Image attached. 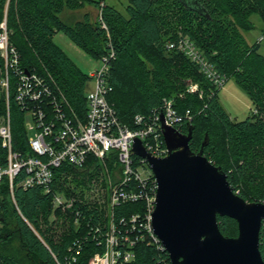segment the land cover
Segmentation results:
<instances>
[{"label": "trees", "instance_id": "1", "mask_svg": "<svg viewBox=\"0 0 264 264\" xmlns=\"http://www.w3.org/2000/svg\"><path fill=\"white\" fill-rule=\"evenodd\" d=\"M88 4L99 8L101 0H0V35L6 30L9 45L19 54L20 67L43 77L81 118L86 114L90 77L55 42L54 35L64 31L98 59L112 50L115 56L109 79L113 88L108 100L120 121L135 129L139 126L136 116L148 119L165 98H173L185 120L182 132L193 126L191 149L197 153L203 148L208 160L227 174L234 191L244 199L264 203V40L250 44L244 35L254 27V14L264 23V0H129L124 12L106 3L102 19H93L89 12L74 23L63 19L65 9L79 10ZM179 31L218 73L236 80L252 99L256 112L243 120L231 117L219 99V89L199 65L184 52L169 48L170 42L181 37ZM262 33L264 36V28ZM4 75L0 49V122L8 114L13 149L31 153L26 110L15 99L14 72L10 73L9 97L1 84ZM190 82L198 83V91L188 90ZM186 114L192 117L190 121ZM7 155L0 136V166L7 164ZM114 159L111 153L110 167ZM87 165L82 169L68 163L56 167L52 193L18 185L23 171L15 180L12 196L9 180L4 177L0 264H90L96 252L104 251L107 209H99L93 201L78 200L102 172L93 156ZM79 188L81 192H77ZM55 192L78 199L68 209L56 208ZM141 209L140 202L121 203L114 208L113 218L119 223ZM218 223L225 236L238 235L235 219L219 216ZM98 225L100 230L96 231ZM263 235L264 223L260 232L264 258ZM135 252V259L125 264L171 263L165 250L146 242L138 243Z\"/></svg>", "mask_w": 264, "mask_h": 264}, {"label": "built area", "instance_id": "2", "mask_svg": "<svg viewBox=\"0 0 264 264\" xmlns=\"http://www.w3.org/2000/svg\"><path fill=\"white\" fill-rule=\"evenodd\" d=\"M104 4L105 0H101L100 19ZM102 26L107 28L103 21ZM168 46L184 52L199 65L216 88L220 89L227 81L228 77L218 73L187 36H181ZM0 49L5 60V75L1 84L6 88L7 97L11 85L10 73L13 71L16 81L15 99L26 110V115L33 117V123L26 128L32 152L26 154L13 149L9 115L0 122V136L3 146L8 150L7 164L0 166V194L2 181L7 177L13 196L15 180L23 171L25 174L18 185L25 189L41 188L45 193H52L56 167L68 163L82 169L86 167L89 157L93 156L105 167L107 176L101 172L95 177L85 188L84 198L67 197L59 192H55L53 197L54 206L63 210L70 208L77 199L81 203L93 201L99 209H107L109 220L104 232L105 249L96 252L90 264L130 262L136 257L135 247L143 242L165 250L152 225L158 183L147 158L134 154L132 149L135 139H139L153 156L163 158L169 154L162 125L183 133L181 128L185 122L183 115L174 106V99L165 98L164 103L148 119L136 116L139 126L135 129L122 123L114 105L108 100V94L113 88L109 79L111 61L115 56L111 50L101 57L102 66L89 74V82L93 87L88 89L86 114L81 118L66 106V102L43 77L20 67L19 54L9 45L6 30L0 35ZM198 89V84H190L188 88L191 92ZM191 119L186 114V120ZM29 131L33 132L32 135ZM111 153L115 156L112 167L108 164ZM92 168L87 165V169ZM130 202H140L141 211L116 223L113 218L114 208ZM77 215L80 216V211ZM99 230L98 225L96 231ZM75 246L79 248V242Z\"/></svg>", "mask_w": 264, "mask_h": 264}, {"label": "water", "instance_id": "3", "mask_svg": "<svg viewBox=\"0 0 264 264\" xmlns=\"http://www.w3.org/2000/svg\"><path fill=\"white\" fill-rule=\"evenodd\" d=\"M162 131L169 148L166 157L153 156L139 139L132 152L147 158L157 180L152 225L171 263L264 264L260 249L264 203L244 199L203 148L197 153L191 149L192 125L187 133L164 124ZM219 216L237 221V236L222 233Z\"/></svg>", "mask_w": 264, "mask_h": 264}, {"label": "rangeland", "instance_id": "4", "mask_svg": "<svg viewBox=\"0 0 264 264\" xmlns=\"http://www.w3.org/2000/svg\"><path fill=\"white\" fill-rule=\"evenodd\" d=\"M128 1L129 0H105V4L111 3L124 12L125 6L128 4ZM100 10L101 6L98 8L94 5L88 4L79 10L65 9L62 13V17L66 22L74 23L77 20L82 19L86 12H89L91 13L92 18L96 19L99 18ZM251 20L254 27L249 31H244V35L246 36L250 44H253L256 41L263 42L264 39H261V36H263L262 30L264 28V23L261 17L258 14H254L251 17ZM179 35H182L181 31H179ZM54 40L69 55V57L76 63V65L88 75L102 66L101 58L98 59L88 54L85 50L78 46L64 31H58L54 35ZM261 52L264 54V42L262 43ZM190 84L198 83L190 82L189 85ZM92 87L93 84L90 82L89 89ZM218 96L221 103L233 119L243 120L256 112L255 105L252 99L232 77H229L225 84L219 89ZM32 123L33 117L31 115H26V128H28ZM29 133L32 135L33 132L29 131ZM102 172L105 176H107V171L104 166L102 167ZM77 192H81V188L77 189Z\"/></svg>", "mask_w": 264, "mask_h": 264}, {"label": "crops", "instance_id": "5", "mask_svg": "<svg viewBox=\"0 0 264 264\" xmlns=\"http://www.w3.org/2000/svg\"><path fill=\"white\" fill-rule=\"evenodd\" d=\"M87 13V12H86ZM85 15V14H84Z\"/></svg>", "mask_w": 264, "mask_h": 264}]
</instances>
